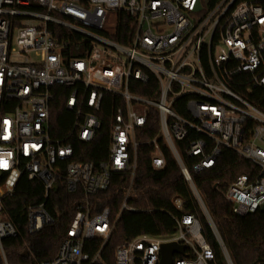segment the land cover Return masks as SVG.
I'll return each instance as SVG.
<instances>
[{
	"label": "built area",
	"instance_id": "2783aa9c",
	"mask_svg": "<svg viewBox=\"0 0 264 264\" xmlns=\"http://www.w3.org/2000/svg\"><path fill=\"white\" fill-rule=\"evenodd\" d=\"M262 89L264 0H218L211 8L202 0H0V242L17 233L3 197L22 176L44 190V200L28 207L31 232L52 222L44 202L62 180L68 192L81 193L82 202L54 257L30 264H105L101 253L120 212L135 211L126 199L138 148L150 146V166L160 169L164 145L225 264H232L177 143L186 140L195 171L212 167L220 147L248 161L251 170L235 176L224 197L238 215L260 208L264 110L251 97ZM56 98L69 115L63 132L52 112ZM105 111L110 124L102 159L76 160L91 150L75 151L73 141L93 142ZM154 112L157 135L142 140ZM114 172L126 174L127 186L112 219L101 194ZM174 219L172 235L141 234L118 245L114 264H157L160 244L170 241L185 246L172 264H215L200 220L192 214ZM89 240L100 244L89 249Z\"/></svg>",
	"mask_w": 264,
	"mask_h": 264
},
{
	"label": "trees",
	"instance_id": "16d2710c",
	"mask_svg": "<svg viewBox=\"0 0 264 264\" xmlns=\"http://www.w3.org/2000/svg\"><path fill=\"white\" fill-rule=\"evenodd\" d=\"M218 0H202L206 8H211ZM241 1V0H237ZM124 28L123 25L119 26ZM115 40L126 42L115 36ZM264 110V89L258 98H252ZM52 112L57 115L61 131L69 126V115L62 106L60 98L52 105ZM109 112L105 111L102 125L97 130L93 142L89 144L73 141L76 150H91L76 160H90L95 163L102 159L107 150V133L109 130ZM157 114L148 118L145 135L146 140L157 135ZM62 134L61 132L59 133ZM186 140L177 143V150L191 175L192 184L197 191L213 225L224 245L232 264H253L264 260V211L255 209L245 215L232 211L231 204L225 199L224 191L235 176L251 170V164L234 152L220 147L219 154L210 168L200 171L193 169V158L184 152ZM165 164L160 169L150 166V150L148 145L138 148L137 168L126 203L135 211L122 210L115 222L101 257L105 264H114L115 248L141 235L169 236L176 232L175 218L185 214L196 216L201 223L205 239L214 252L215 264H225L220 248L205 220L193 192L184 179L169 149L161 145ZM127 186L124 172L111 175L107 191L101 195L109 207L112 219L117 215ZM83 196L79 191L68 192L62 182L57 180L49 190L44 208L52 222L44 224L38 231L28 229L27 212L29 206H37L44 200L42 184L37 180H29L25 176L18 181L12 192L3 197L5 212L17 229L15 236H8L0 242V264H30L31 261L41 263L52 259L59 244L65 236ZM180 201L178 206L175 200ZM85 244L89 249L99 246V240H89ZM88 250V248H87Z\"/></svg>",
	"mask_w": 264,
	"mask_h": 264
},
{
	"label": "water",
	"instance_id": "95a60500",
	"mask_svg": "<svg viewBox=\"0 0 264 264\" xmlns=\"http://www.w3.org/2000/svg\"><path fill=\"white\" fill-rule=\"evenodd\" d=\"M199 3L196 4V9L199 8ZM260 210L264 211V204L260 206ZM183 244H178L174 241L164 242L160 244L159 248V259L157 264H172V258L174 253H183Z\"/></svg>",
	"mask_w": 264,
	"mask_h": 264
}]
</instances>
